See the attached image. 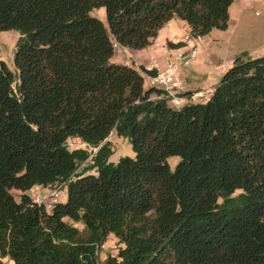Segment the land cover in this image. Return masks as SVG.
<instances>
[{"label":"trees","instance_id":"1","mask_svg":"<svg viewBox=\"0 0 264 264\" xmlns=\"http://www.w3.org/2000/svg\"><path fill=\"white\" fill-rule=\"evenodd\" d=\"M232 2L0 0V32L18 33L15 74L0 62V264H264V55L239 53L206 101L179 109L144 86L154 70L110 62L172 18L189 38L226 30ZM111 133L132 158L107 161ZM69 139L99 148L95 175L77 173L89 154ZM59 185L48 213L28 195ZM109 235L122 248L100 263Z\"/></svg>","mask_w":264,"mask_h":264},{"label":"rangeland","instance_id":"2","mask_svg":"<svg viewBox=\"0 0 264 264\" xmlns=\"http://www.w3.org/2000/svg\"><path fill=\"white\" fill-rule=\"evenodd\" d=\"M89 15L106 26L103 8L93 9L89 12ZM175 19L181 21L178 18ZM181 22L188 27L184 21ZM163 35L164 33L162 32L159 37L162 38ZM17 38L18 33L13 30L0 32V62H3L13 74H15V70L12 58ZM190 39L193 44L187 50L181 49L183 46L179 48L180 50H177H179L178 52L186 51L185 53L187 54L190 48L194 47L196 54L187 65H181L177 70L179 76L184 71L187 83L198 88L190 91V93H200V96L192 102L200 103L208 99L214 87L213 85L219 81L222 75L220 71L224 70L223 65L226 64L228 59L232 58L233 60L236 55L244 51L252 57L264 55V0H233L228 9L226 30L213 29L204 37ZM118 51L119 47L115 45L114 52ZM182 89L183 83L181 79V84L177 89L178 94H184L181 92ZM13 91H15L14 85ZM102 144H106L110 150V155L107 159L109 163H116L122 157H133L128 141L118 137L115 133H111ZM66 145L69 151L80 149L87 151L89 154V159L78 166L77 173L87 171L86 174L95 175V170L92 169V158L96 155L99 148L86 146L78 139H69ZM178 161L177 157H169L167 159L169 169L173 170ZM36 193L39 197L47 194L45 190L39 188L36 189ZM11 195L16 202L19 201L18 192L11 191ZM65 200L66 190L62 185H59L57 203H64ZM44 205L46 212H50L51 208H48V200L45 201ZM76 227L81 229L80 225H76ZM120 248H122V245L117 242L113 235H109L98 250V261L101 263L107 256H115Z\"/></svg>","mask_w":264,"mask_h":264},{"label":"crops","instance_id":"3","mask_svg":"<svg viewBox=\"0 0 264 264\" xmlns=\"http://www.w3.org/2000/svg\"><path fill=\"white\" fill-rule=\"evenodd\" d=\"M188 30L189 28L186 27L183 22L177 21L175 18H172L157 32L156 38L151 42L149 46L142 50H131L118 46L119 51L114 52V55L110 59V62L126 66L132 65L135 69H137L139 66H143L152 67L156 70H162L164 69L166 64V58L174 54L176 51L180 50L167 49L166 44L168 42L172 44L180 42L185 43V45L181 48L184 50H187L188 47L193 44L192 40L188 37ZM162 32L164 33V35L162 38H160L159 35ZM231 62L232 58L227 60L226 64L223 65L224 70L220 71V74H223L230 67ZM180 76L183 83V89L181 90L182 94L198 89L196 87H193L192 84L187 83V77L184 71L180 73ZM3 262L12 264V262L7 261L6 259H4Z\"/></svg>","mask_w":264,"mask_h":264},{"label":"built area","instance_id":"4","mask_svg":"<svg viewBox=\"0 0 264 264\" xmlns=\"http://www.w3.org/2000/svg\"><path fill=\"white\" fill-rule=\"evenodd\" d=\"M196 51L194 47L190 48L188 53L176 51L174 54L166 58V64L164 69L156 70L152 67H144L146 71H155V74L150 76L147 74L143 75V83L145 87L155 88L162 91L163 97L167 100V105L172 109H179L186 104L192 103L195 98L200 96V93H191L189 96H182L178 94V87L181 84V79L178 72V67L181 65H187L190 60L194 58ZM39 187H32L28 191V195L31 198L32 203L38 206H44L45 201H49L48 208H51L57 203L58 189L45 188L47 193L43 197H39L36 193V189ZM41 189V188H39Z\"/></svg>","mask_w":264,"mask_h":264}]
</instances>
